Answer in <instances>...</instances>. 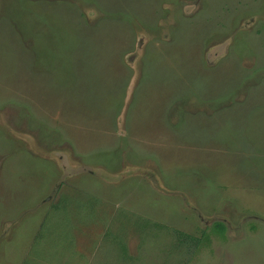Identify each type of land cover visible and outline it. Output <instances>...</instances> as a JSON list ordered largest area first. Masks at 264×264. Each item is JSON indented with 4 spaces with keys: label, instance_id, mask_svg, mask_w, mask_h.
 I'll return each instance as SVG.
<instances>
[{
    "label": "rangeland",
    "instance_id": "374dc122",
    "mask_svg": "<svg viewBox=\"0 0 264 264\" xmlns=\"http://www.w3.org/2000/svg\"><path fill=\"white\" fill-rule=\"evenodd\" d=\"M0 264H264V0H0Z\"/></svg>",
    "mask_w": 264,
    "mask_h": 264
},
{
    "label": "trees",
    "instance_id": "16d2710c",
    "mask_svg": "<svg viewBox=\"0 0 264 264\" xmlns=\"http://www.w3.org/2000/svg\"><path fill=\"white\" fill-rule=\"evenodd\" d=\"M213 229L218 232L219 235H222L223 234V231H224V227L221 223H217L213 226ZM177 237L179 239V241L181 242H187V241H191L192 245L194 247H198L200 245V242L202 240V238L200 239H196L195 237H192V236H188V235H185L183 233H180V232H177Z\"/></svg>",
    "mask_w": 264,
    "mask_h": 264
}]
</instances>
